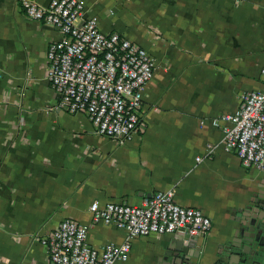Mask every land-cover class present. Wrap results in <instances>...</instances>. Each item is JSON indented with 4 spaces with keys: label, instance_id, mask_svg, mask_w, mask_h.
Instances as JSON below:
<instances>
[{
    "label": "crops",
    "instance_id": "1",
    "mask_svg": "<svg viewBox=\"0 0 264 264\" xmlns=\"http://www.w3.org/2000/svg\"><path fill=\"white\" fill-rule=\"evenodd\" d=\"M83 1L102 30L156 59L142 123L121 144L61 106L47 74L61 31L29 18L20 0H0V264H47L42 239L66 217L89 225L96 247L122 243L126 231L94 223L91 203L140 204L160 190L201 209L212 229L136 237L118 264H214L242 209L264 214V169L226 152L213 123L264 86V0Z\"/></svg>",
    "mask_w": 264,
    "mask_h": 264
},
{
    "label": "built area",
    "instance_id": "2",
    "mask_svg": "<svg viewBox=\"0 0 264 264\" xmlns=\"http://www.w3.org/2000/svg\"><path fill=\"white\" fill-rule=\"evenodd\" d=\"M20 3L29 18L62 33L47 55L48 79L60 105L86 113L100 135L121 144L132 141L142 123L144 91L154 77L155 57L126 35L102 30L97 17L86 15L83 0ZM261 73L264 80V68ZM213 123L222 125L226 152L235 153L246 167L264 169V86L245 92L234 112ZM89 210L94 223L125 230L126 240L96 247L89 242V225L66 217L42 239L49 252L47 264H118L130 259L136 237L179 232L200 236L212 229L211 218L197 207L180 204L173 190L157 191L140 204L96 199Z\"/></svg>",
    "mask_w": 264,
    "mask_h": 264
},
{
    "label": "water",
    "instance_id": "3",
    "mask_svg": "<svg viewBox=\"0 0 264 264\" xmlns=\"http://www.w3.org/2000/svg\"><path fill=\"white\" fill-rule=\"evenodd\" d=\"M252 211V205L242 209L237 226L231 230L214 264H264V214ZM200 255L201 250H198L193 257L198 259ZM185 259L184 264H199L191 256Z\"/></svg>",
    "mask_w": 264,
    "mask_h": 264
}]
</instances>
